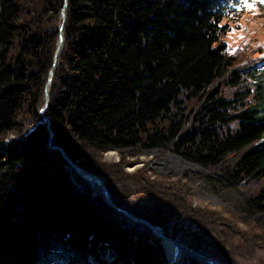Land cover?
I'll list each match as a JSON object with an SVG mask.
<instances>
[{"label": "trees", "instance_id": "trees-1", "mask_svg": "<svg viewBox=\"0 0 264 264\" xmlns=\"http://www.w3.org/2000/svg\"><path fill=\"white\" fill-rule=\"evenodd\" d=\"M256 4L0 0V264H168L134 217L177 264H264L263 57L224 39ZM150 148L201 168L129 170Z\"/></svg>", "mask_w": 264, "mask_h": 264}, {"label": "rangeland", "instance_id": "rangeland-1", "mask_svg": "<svg viewBox=\"0 0 264 264\" xmlns=\"http://www.w3.org/2000/svg\"><path fill=\"white\" fill-rule=\"evenodd\" d=\"M264 2V0H261ZM229 52L244 50L253 55L263 56L259 50H253L260 47L264 51V4H256L240 22L239 27H234L229 30L224 37ZM131 154H135L134 150H130ZM107 160H118V150H110L106 153ZM143 162L137 163L134 166L128 167L133 170L144 163L149 166L154 173L167 174L173 177L181 176L185 170H198L201 167L174 153L163 154L162 150L157 148L146 149L140 154ZM188 188L193 194L195 202L220 208L223 203L216 197L203 182L194 180L187 182ZM165 240H163V243ZM179 261V260H178ZM242 264H255L252 260H243Z\"/></svg>", "mask_w": 264, "mask_h": 264}, {"label": "water", "instance_id": "water-1", "mask_svg": "<svg viewBox=\"0 0 264 264\" xmlns=\"http://www.w3.org/2000/svg\"><path fill=\"white\" fill-rule=\"evenodd\" d=\"M65 4H66V1H65ZM63 17H65V13H64V11L62 12V18H63ZM62 27H63V24L61 25V29H62ZM62 42H63V37H62V35H61V36H60V39H59V46L62 44ZM51 79H52V72H51V75H50V78H49L47 84H49V83L51 82ZM45 100H46V102H45L44 106L41 108V116H42L43 121H46V122L50 123V119H49V117L45 114V109L47 108V106L49 105V102H50V98H49V92H48V90H46ZM50 132H51V135L53 136V132H52V131H50ZM53 147L58 148V149H60V150L62 151L63 156L65 157V159H66V160H67V161H68V162H69V163L75 168V170H76V171H77V172H78L83 178H85V179H87V180H89V181H91V182H97V183L101 184L102 188L104 189V191H105V193H106V195H107V198L111 201V195H110V193H109L107 187L104 185V183L102 182V180H101L97 175H95V174H93V173H90V172L86 171L84 168H82V167H81L80 165H78L76 162L72 161V160L68 157V155L66 154L65 150H64L61 146L57 145V146H53ZM118 158H119V157H118ZM134 219H136V220H141V221H143L144 223L148 224V225L154 230V232H155L157 235L161 236V237L165 240V242H164L165 246H166V242L169 241V242H171V244H173V245L175 246V248L177 249V251H179V252L181 251V248H180L181 245H180L177 241H175V240H173L172 238L166 236L162 228H160L159 226H156V225H154V224H151L149 221H147V220L144 219V218H137V217H134ZM166 254H167V258H168L167 246H166ZM198 254H199L200 256L204 257L202 254H200V253H198ZM204 258H205V257H204ZM205 259H206V261L209 262V263H212V264H219V263H217V262H215V261H212V260H210V259H207V258H205Z\"/></svg>", "mask_w": 264, "mask_h": 264}, {"label": "bare ground", "instance_id": "bare-ground-1", "mask_svg": "<svg viewBox=\"0 0 264 264\" xmlns=\"http://www.w3.org/2000/svg\"><path fill=\"white\" fill-rule=\"evenodd\" d=\"M64 18L65 17H63V19ZM61 45L59 47H61ZM166 246H167V251H168V262H169V264H176L180 258V252L177 251L175 246L173 244H171V242H169V241L166 242Z\"/></svg>", "mask_w": 264, "mask_h": 264}]
</instances>
